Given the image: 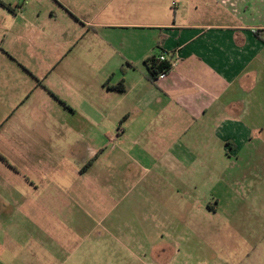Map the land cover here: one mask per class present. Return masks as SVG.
<instances>
[{
  "label": "rangeland",
  "instance_id": "1",
  "mask_svg": "<svg viewBox=\"0 0 264 264\" xmlns=\"http://www.w3.org/2000/svg\"><path fill=\"white\" fill-rule=\"evenodd\" d=\"M189 2L0 0V264H264L262 144L242 159L189 153L183 126L161 143L142 122V57L157 26L188 23ZM104 22L140 28L96 34ZM33 25L49 30L39 56ZM122 55L138 59L132 87L109 92L104 73L129 71Z\"/></svg>",
  "mask_w": 264,
  "mask_h": 264
},
{
  "label": "crops",
  "instance_id": "2",
  "mask_svg": "<svg viewBox=\"0 0 264 264\" xmlns=\"http://www.w3.org/2000/svg\"><path fill=\"white\" fill-rule=\"evenodd\" d=\"M60 2L61 7H67L65 1ZM189 8L188 23L157 26L158 39L142 57L146 60L161 50L176 52L179 56L178 64L168 76L158 81L145 62L142 79L147 88L138 99L142 103L139 105L142 122L155 127L156 142H166L163 128L183 126L186 129L178 132L179 141L183 138L188 143L182 148L189 153L197 152V144H204L206 154L221 150L226 156L242 159L256 148V143L264 148V0H206L201 13L198 0H190ZM10 9L21 18L34 15L35 10L19 6H10ZM86 24L93 25L91 21H85ZM137 25L94 23L99 29L96 34L102 29L140 28ZM48 31L45 27L36 29L34 25L24 31L29 38L34 37L29 40L31 55L42 53V47L34 45L35 40L39 37L49 43ZM56 36L57 45L60 43L64 48L63 60L69 55L73 41L63 42V37L67 38L63 32ZM109 40L105 39L102 44L114 49L115 55L119 50ZM122 59L128 62L129 71L117 76L110 67L104 73L107 80L104 88L109 92L114 90V80L125 84V90L119 91L122 94L132 87L138 59L132 55H122ZM149 109L150 114L144 113Z\"/></svg>",
  "mask_w": 264,
  "mask_h": 264
},
{
  "label": "trees",
  "instance_id": "3",
  "mask_svg": "<svg viewBox=\"0 0 264 264\" xmlns=\"http://www.w3.org/2000/svg\"><path fill=\"white\" fill-rule=\"evenodd\" d=\"M162 53H169L165 50H161L159 53L154 54L145 60L148 70L153 78L157 77V75L164 71L171 68V64L169 61H162L159 56ZM113 89L117 91H124L125 84L120 82L118 85L113 86Z\"/></svg>",
  "mask_w": 264,
  "mask_h": 264
},
{
  "label": "built area",
  "instance_id": "4",
  "mask_svg": "<svg viewBox=\"0 0 264 264\" xmlns=\"http://www.w3.org/2000/svg\"><path fill=\"white\" fill-rule=\"evenodd\" d=\"M25 1V3H27L28 0H23ZM20 8H22V6H20ZM178 53L176 52H169V53H162L160 54L159 58L162 60V61H169L170 64H171V68L168 69V70H164L162 72H160L157 77H155L154 79L156 81L158 80H162V79H165L167 76H168V73L170 72V70L176 66L178 64V61H179V58H178Z\"/></svg>",
  "mask_w": 264,
  "mask_h": 264
}]
</instances>
